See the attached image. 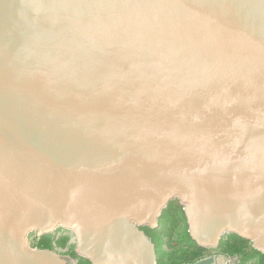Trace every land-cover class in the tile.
Listing matches in <instances>:
<instances>
[{
	"label": "water",
	"instance_id": "obj_1",
	"mask_svg": "<svg viewBox=\"0 0 264 264\" xmlns=\"http://www.w3.org/2000/svg\"><path fill=\"white\" fill-rule=\"evenodd\" d=\"M191 238L264 252V0H0V264H158ZM190 264H227L212 254Z\"/></svg>",
	"mask_w": 264,
	"mask_h": 264
},
{
	"label": "trees",
	"instance_id": "obj_2",
	"mask_svg": "<svg viewBox=\"0 0 264 264\" xmlns=\"http://www.w3.org/2000/svg\"><path fill=\"white\" fill-rule=\"evenodd\" d=\"M183 216L185 224L182 238L185 243L180 245V247L175 248L174 251L170 253L162 252L160 250L162 248H159L158 246V243L161 242L158 241H160L164 236H160V234H156L153 237L151 236V239L157 246L158 264H190L207 256L208 249L198 246L197 243L191 238L184 212ZM147 229L150 230L149 228ZM150 231L154 232V229ZM231 235L229 234L225 236L221 241L220 247L218 249L220 253L231 256H239L241 258V263L239 264H246L250 259L253 258L256 259L254 264H264V252L255 249L251 241L234 235L235 237L240 238V240H237ZM66 245L67 240L54 241L52 235L45 236L44 239L40 240L36 244V246L39 248L50 250H54L56 247L64 248ZM74 247L75 248L71 249V253L75 258L77 257L79 259L80 264H92L88 259L81 257L76 250L77 247L75 245Z\"/></svg>",
	"mask_w": 264,
	"mask_h": 264
},
{
	"label": "rangeland",
	"instance_id": "obj_3",
	"mask_svg": "<svg viewBox=\"0 0 264 264\" xmlns=\"http://www.w3.org/2000/svg\"><path fill=\"white\" fill-rule=\"evenodd\" d=\"M173 203H178V201H174L170 203L164 209L162 215L159 218V224H160L159 227L155 228L154 232L147 230L148 234H150L149 235L150 237L151 236L153 237L156 234H160V236L161 235L164 236L160 241H158V242H161V243H158V246L159 248L160 247L162 248L160 250L164 253H170L174 251L175 248H178L180 247V245L185 243V241H183V238H182L184 224H185L184 216H183L184 211L183 210L176 211L175 209H173V205H174ZM181 206L183 207L182 204ZM74 245L77 246L76 240H73L72 242L70 241V244H69L70 250L72 248H75ZM52 251L59 254L64 259H69L67 261V264H80L77 258H74L72 256L68 258L69 256L67 257V252L62 247H58L57 249H54ZM210 253H213V252H208L207 254H210ZM255 261L256 259L253 258V259H250L246 264H254Z\"/></svg>",
	"mask_w": 264,
	"mask_h": 264
},
{
	"label": "flooded vegetation",
	"instance_id": "obj_4",
	"mask_svg": "<svg viewBox=\"0 0 264 264\" xmlns=\"http://www.w3.org/2000/svg\"><path fill=\"white\" fill-rule=\"evenodd\" d=\"M174 201H178V203H173V209H175L176 211L178 210H183V207L181 206V202L179 201V199H175V200H172L170 203L174 202ZM169 203V204H170ZM168 204V205H169ZM176 204V205H175ZM184 211V210H183ZM172 214V212H171ZM145 230L147 231L148 229L145 228ZM55 233V234H54ZM148 233V231H147ZM51 236L53 237L54 241H62V240H67V245L63 248L65 249V251L67 252V257L70 258V256L74 257L73 254L71 253V250H70V241L72 242L73 240H76V238L68 231L66 230L63 226H59L57 227L53 233L51 234H42L40 237L38 235L37 232H33L30 234L29 236V240H31V244L33 245H36L40 240L44 239L45 236ZM231 235V234H230ZM232 237H235L233 234L231 235ZM237 240H240V238H237L235 237ZM243 240V239H242ZM33 245V246H34ZM77 245V244H76ZM38 247V246H37ZM77 247V246H76ZM58 248V247H56ZM208 252H213V253H210V254H207L208 255H212V254H216V253H219V254H223V253H220L218 249H214V250H208ZM71 253V254H70ZM225 255V254H223ZM206 257V256H205ZM75 258V257H74ZM77 258V257H76ZM78 259V258H77ZM69 260V259H68ZM79 261V259H78ZM241 263V262H240ZM239 264V263H237Z\"/></svg>",
	"mask_w": 264,
	"mask_h": 264
},
{
	"label": "built area",
	"instance_id": "obj_5",
	"mask_svg": "<svg viewBox=\"0 0 264 264\" xmlns=\"http://www.w3.org/2000/svg\"><path fill=\"white\" fill-rule=\"evenodd\" d=\"M39 237L42 235L41 232H37ZM57 249V248H55ZM225 258H226V261H227V264H237V263H240L241 262V258L237 255L235 256H231V255H225Z\"/></svg>",
	"mask_w": 264,
	"mask_h": 264
},
{
	"label": "bare ground",
	"instance_id": "obj_6",
	"mask_svg": "<svg viewBox=\"0 0 264 264\" xmlns=\"http://www.w3.org/2000/svg\"><path fill=\"white\" fill-rule=\"evenodd\" d=\"M55 234V233H54Z\"/></svg>",
	"mask_w": 264,
	"mask_h": 264
}]
</instances>
